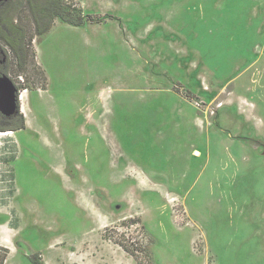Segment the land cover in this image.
<instances>
[{
	"label": "rangeland",
	"instance_id": "1",
	"mask_svg": "<svg viewBox=\"0 0 264 264\" xmlns=\"http://www.w3.org/2000/svg\"><path fill=\"white\" fill-rule=\"evenodd\" d=\"M65 1L8 6L0 264H264V0Z\"/></svg>",
	"mask_w": 264,
	"mask_h": 264
},
{
	"label": "trees",
	"instance_id": "2",
	"mask_svg": "<svg viewBox=\"0 0 264 264\" xmlns=\"http://www.w3.org/2000/svg\"><path fill=\"white\" fill-rule=\"evenodd\" d=\"M11 2L12 0L0 2V50H3L4 46L8 47L16 61H18L20 65H23L28 62L31 44L27 42L26 28L21 23L15 22V20L9 16L8 6ZM26 3L29 7L33 23L35 25L36 34L48 31L54 20L58 17L70 24L78 25L84 22L82 14H76L74 9L71 10L65 0H26ZM3 51L8 53L7 49ZM2 56L3 55L0 54V57ZM3 58H5V56L0 59ZM4 74L7 75L4 72H0V75ZM17 89L20 92L18 87ZM15 116L21 118L20 126L12 129L4 127L0 122V131L23 128L25 126V119L23 114L20 112V109ZM34 261L39 264V261L36 258H34Z\"/></svg>",
	"mask_w": 264,
	"mask_h": 264
},
{
	"label": "water",
	"instance_id": "3",
	"mask_svg": "<svg viewBox=\"0 0 264 264\" xmlns=\"http://www.w3.org/2000/svg\"><path fill=\"white\" fill-rule=\"evenodd\" d=\"M6 0H0V2ZM14 82L7 75H0V110L8 117L16 114L19 109V93ZM1 130V131H9Z\"/></svg>",
	"mask_w": 264,
	"mask_h": 264
},
{
	"label": "bare ground",
	"instance_id": "4",
	"mask_svg": "<svg viewBox=\"0 0 264 264\" xmlns=\"http://www.w3.org/2000/svg\"><path fill=\"white\" fill-rule=\"evenodd\" d=\"M22 99H23V96H22ZM23 110H25V109H23ZM13 133H15V131H12V130H9V131H0V138L2 136L10 135V134H13ZM195 155L200 156L201 155V152L199 150H195Z\"/></svg>",
	"mask_w": 264,
	"mask_h": 264
}]
</instances>
